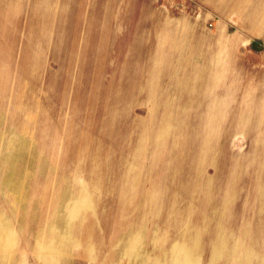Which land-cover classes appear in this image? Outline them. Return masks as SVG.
<instances>
[{"label": "rangeland", "instance_id": "obj_1", "mask_svg": "<svg viewBox=\"0 0 264 264\" xmlns=\"http://www.w3.org/2000/svg\"><path fill=\"white\" fill-rule=\"evenodd\" d=\"M260 20L0 0V264H264Z\"/></svg>", "mask_w": 264, "mask_h": 264}, {"label": "crops", "instance_id": "obj_2", "mask_svg": "<svg viewBox=\"0 0 264 264\" xmlns=\"http://www.w3.org/2000/svg\"><path fill=\"white\" fill-rule=\"evenodd\" d=\"M255 27H256L257 33H264V22L262 20L258 21V23H256Z\"/></svg>", "mask_w": 264, "mask_h": 264}]
</instances>
